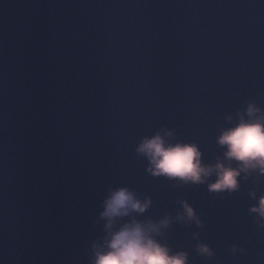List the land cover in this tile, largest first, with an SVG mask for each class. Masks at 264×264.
Segmentation results:
<instances>
[{"label":"water","instance_id":"water-1","mask_svg":"<svg viewBox=\"0 0 264 264\" xmlns=\"http://www.w3.org/2000/svg\"><path fill=\"white\" fill-rule=\"evenodd\" d=\"M250 104L264 115V0H0V264H95L109 231L165 219L153 238L186 264H264V175L212 192L137 152L160 133L227 165L218 137ZM120 189L150 204L109 230Z\"/></svg>","mask_w":264,"mask_h":264},{"label":"clouds","instance_id":"clouds-1","mask_svg":"<svg viewBox=\"0 0 264 264\" xmlns=\"http://www.w3.org/2000/svg\"><path fill=\"white\" fill-rule=\"evenodd\" d=\"M260 111L250 104L246 110L248 119L245 120L244 115L238 114V125L223 131L218 137V144L226 147L224 156L229 161L227 165L221 161L212 166L203 165L201 153L195 145H169L160 133L152 138H145L138 146L137 152L148 159V171L153 176L178 179L184 183L204 184L215 174L216 182L209 185V190L232 192L238 189L237 177L242 172L251 174L258 171L264 175V115H260ZM171 135L170 132L164 133V136ZM232 161L238 162L236 168L231 166ZM251 195L255 196V193ZM149 204L150 201L142 203L136 199L128 189H120L105 201L101 217L107 219V228L110 230L115 218L128 216L130 212L143 213ZM183 208L189 220L196 219L190 206L185 203ZM250 211L264 218V197L259 199L258 207H253ZM168 223L165 219L158 225L145 226L133 221L118 231H109L105 241L106 251L96 252L95 264H186V253L170 255V249L153 238V234H160V228L168 227ZM198 250L202 254L211 255L206 246L201 245Z\"/></svg>","mask_w":264,"mask_h":264}]
</instances>
